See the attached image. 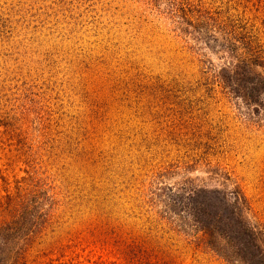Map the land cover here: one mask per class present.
I'll return each mask as SVG.
<instances>
[{
    "label": "rangeland",
    "instance_id": "rangeland-1",
    "mask_svg": "<svg viewBox=\"0 0 264 264\" xmlns=\"http://www.w3.org/2000/svg\"><path fill=\"white\" fill-rule=\"evenodd\" d=\"M225 27L264 50V0H0L13 264H225L167 213L182 185L239 188L264 232V109L225 90Z\"/></svg>",
    "mask_w": 264,
    "mask_h": 264
},
{
    "label": "trees",
    "instance_id": "trees-1",
    "mask_svg": "<svg viewBox=\"0 0 264 264\" xmlns=\"http://www.w3.org/2000/svg\"><path fill=\"white\" fill-rule=\"evenodd\" d=\"M225 90L246 106L264 109V50L225 27ZM167 213L191 228L193 242L225 264H264V232L247 216L248 201L239 188H168ZM25 224L0 222V264L11 262L12 243L26 237ZM21 246V245H20ZM23 247V246H22ZM21 253V250H18ZM11 264H13L11 262ZM15 264V263H14Z\"/></svg>",
    "mask_w": 264,
    "mask_h": 264
}]
</instances>
